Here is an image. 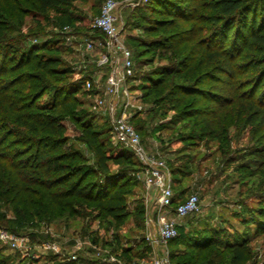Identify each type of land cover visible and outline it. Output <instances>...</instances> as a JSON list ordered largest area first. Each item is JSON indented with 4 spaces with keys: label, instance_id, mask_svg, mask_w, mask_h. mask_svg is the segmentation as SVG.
<instances>
[{
    "label": "rangeland",
    "instance_id": "rangeland-1",
    "mask_svg": "<svg viewBox=\"0 0 264 264\" xmlns=\"http://www.w3.org/2000/svg\"><path fill=\"white\" fill-rule=\"evenodd\" d=\"M105 1L76 0L70 7L49 8L27 15L23 10L14 13L9 0H0V6L4 10L2 16L17 26L13 36L15 47L20 50L40 46L47 41L58 43L63 34L59 17L62 14L74 16L78 29H72L70 33L76 37L65 47L60 46V57L70 71L67 76L48 77L32 66L18 69L13 75H27L21 90L25 85L35 87L39 83L43 84V89L46 87V92L37 99L39 107L53 104L52 85L83 81L74 94L76 108L88 111V116L82 120L87 119L104 134L109 154H129L136 163V170L142 168V163L112 129L108 110L111 98L107 94L110 68L98 64L99 52L88 51L85 47L89 38L96 39L100 35L91 25ZM115 1L118 3L117 27L136 60L135 76L129 82L136 108L129 122L139 131L145 150L157 153L168 162L174 174L172 186L177 196L187 197L197 192L201 198L200 212L182 221L186 235L176 239L172 249L177 257L184 253L196 254L199 251L194 247L197 242L205 244L213 239L216 247L228 253L233 243L248 240L251 258L246 264H264V234L258 233V226L252 223L259 209L264 207V169L254 155L255 150L260 149L258 142L263 134L256 133L246 121L251 109L252 86L247 88L248 81L241 74L232 82H226L228 76L223 61L211 56L217 49H230V43L225 44L222 38L224 26L215 23V12L211 7L214 0H167L164 1L165 7L159 5L163 0ZM3 23L6 24L4 20L0 21ZM62 36L66 40V36ZM153 43L157 45L156 50L150 47ZM39 75L42 76L41 81L35 78ZM88 81L92 84L90 88ZM185 89L194 91V94H186V100L191 95L198 98L194 108L186 103L177 104L176 92ZM101 100L105 103L101 104ZM233 100L232 109L216 114L219 102L224 106V102ZM199 109L211 112L202 116ZM60 117L66 134L65 143L56 154L71 152V147L80 150L87 164L97 173L90 179H98L95 157L79 140L77 124L69 115L62 113ZM205 120L214 124L216 136L201 132L192 136V132L200 129ZM155 128L160 129L157 134L153 132ZM19 131L22 130L17 126L0 121V141L7 139L0 146L1 152L19 151L24 155V151L30 149L28 140L19 135ZM28 155L26 153L23 157ZM110 166L114 172L123 169L112 162ZM132 175H137V172ZM33 176L35 179V174L30 178ZM130 177L133 179L127 178L125 182L116 178V183L119 181L125 191L126 211L122 223L106 213L100 214L93 207L78 208L79 214L73 216L58 209L48 217L50 220L47 217L42 219L37 210V194H34L38 188L32 184H29V189L33 192L22 197L16 198L15 193L7 195L0 202V228L30 237L32 247L43 242L58 243L64 254L37 252L39 258L25 261L20 251L0 241V263H67V257L75 252L78 242H84L83 250L77 252L83 262L94 261L89 243L101 247L104 257L114 256L123 263L128 262L126 250L131 251L128 256L131 264L150 260L154 248L146 239V213L151 190L136 181L134 176ZM19 210L28 211V221L26 228L17 233L9 227ZM180 241L182 244H178ZM37 250L34 248L35 253Z\"/></svg>",
    "mask_w": 264,
    "mask_h": 264
},
{
    "label": "trees",
    "instance_id": "trees-1",
    "mask_svg": "<svg viewBox=\"0 0 264 264\" xmlns=\"http://www.w3.org/2000/svg\"><path fill=\"white\" fill-rule=\"evenodd\" d=\"M164 1L167 0L159 1V5L165 7ZM75 2L76 0H9L13 12L23 10L24 15L44 12L49 8L70 7ZM20 6L22 9H19ZM211 7L215 12L216 25L224 26L222 36L224 43H230V49H217L211 56L223 61L228 76L226 82H232V79L241 74L244 80L248 81L247 88L252 86L249 101L251 109L246 121L252 125L256 133L263 134L258 142L260 149L255 150L254 155L262 162L261 166L264 169V0H214ZM2 15L4 10L1 7L0 17H3ZM5 16L8 17L6 13ZM3 20L6 24H0V121L5 120L21 129L18 134L27 139L31 147L23 153L29 154L26 158L19 151L14 153L0 151V202L9 194L15 193L18 198L33 192L29 189V184H32L38 188L34 194H37L36 203L39 204L37 210L42 219L47 217L48 220V217L58 209L73 216L79 214L78 208L93 207L100 214L106 213L122 223L126 211L125 191L120 187L119 181L116 183V178L125 182L127 178L132 180L130 176H134V179L139 181L137 175L132 174L142 171L143 166L135 170L136 163L129 154H109L104 134L95 129L87 119L82 120L88 116V111L76 108L74 94L79 91L83 81L74 80L62 86L52 85L50 90L54 92L53 104L41 107L37 106L36 102L46 92V87L43 89L42 83L35 87L25 85L21 90L22 84L28 78L27 75L21 74L14 76L18 69L32 66L48 77L67 76L70 73L60 57L61 47L66 46L65 39L62 34L58 43L47 41L40 46L33 45L20 50L15 47L16 39L13 36V30L17 27L15 22L5 17L0 19ZM58 22L61 28L70 26L74 30L78 29V21L72 15L62 14ZM99 37L102 38V35H98L96 39H100ZM230 37L233 38L229 39ZM156 46L155 43L150 45L154 50L157 49ZM133 59L136 70L134 53ZM35 78L41 81L42 76ZM185 90L176 92L177 104L186 103L194 108L198 104L196 101L198 98L191 95L186 100L188 98L186 94H194V91ZM222 105L223 102H219L216 114L232 109L234 100L224 102V106ZM62 113L71 116L80 130L79 140L94 155L95 166L99 172L98 179H90L97 173L87 164L80 150L71 147V152L62 151L56 154L65 143L66 128L60 122ZM198 113L202 116L209 114L207 109H199ZM213 125L209 120H205L200 129L193 131L191 135L196 136V132H201L203 135L216 136L217 131ZM159 131L160 129H153L154 134ZM6 142L7 139H3L0 146ZM131 152L135 154L132 150ZM110 162L123 169L114 172ZM33 174L36 176L35 179L34 176L30 178ZM185 198H179L175 192V205ZM27 212L19 210L17 218L11 222L9 228L17 233L25 229L28 221ZM252 223L258 226V233L264 234V207L259 209ZM185 235L182 225L179 228V236L169 243L173 264H246L251 258L248 240L233 243L227 253L216 247L213 239L205 244L197 242L194 247L199 249L198 253H184L177 257L172 249L173 242ZM93 242L97 244L96 240ZM130 253L131 251L126 250L125 257L127 263L131 264L128 257Z\"/></svg>",
    "mask_w": 264,
    "mask_h": 264
},
{
    "label": "built area",
    "instance_id": "built-area-1",
    "mask_svg": "<svg viewBox=\"0 0 264 264\" xmlns=\"http://www.w3.org/2000/svg\"><path fill=\"white\" fill-rule=\"evenodd\" d=\"M148 1V0H147ZM118 3L115 0H106L99 16L93 21L92 29L98 31L102 38H89L85 43L86 50L97 51L100 66H109L110 73L107 78V94L110 96L109 115L114 133L130 148L139 158L143 170L137 173V178L147 189L156 192V211H147L146 239L154 248V255L150 263L140 264H173L170 255L169 243L179 236L182 221L189 215L199 213L201 198L199 193H190L184 200L175 205V191L173 189V174L167 161L156 153L145 150L142 138L137 129L129 122L132 111L136 108L134 99L129 89V82L135 76V63L133 52L123 38L122 32L117 27ZM63 34L66 36L65 44L72 43L76 35L70 33L72 28L64 26ZM91 81L87 86L91 87ZM104 104V101H100ZM149 199L147 198V202ZM0 241L9 244L11 248L20 251L23 259H36L37 252H52L63 255V248L55 242H43L31 246L30 237L12 233L0 228ZM87 244V242H86ZM92 264H130L123 263L114 256L104 257V251L97 245H92ZM73 254L67 257L63 264H89L80 260L78 253L83 250L84 242H78ZM34 248L38 249L35 253ZM24 261V262H25Z\"/></svg>",
    "mask_w": 264,
    "mask_h": 264
},
{
    "label": "crops",
    "instance_id": "crops-1",
    "mask_svg": "<svg viewBox=\"0 0 264 264\" xmlns=\"http://www.w3.org/2000/svg\"><path fill=\"white\" fill-rule=\"evenodd\" d=\"M149 201H150V204L148 206L147 211H152L153 214L155 215V211H156V192L154 190H151V198L149 197ZM146 215H147V213H146ZM153 255H154V252H153ZM152 258H153V256H152ZM152 258L150 260H147V263H150ZM86 263L92 264L93 261L92 262H86Z\"/></svg>",
    "mask_w": 264,
    "mask_h": 264
}]
</instances>
